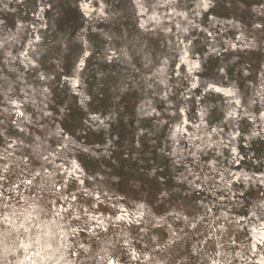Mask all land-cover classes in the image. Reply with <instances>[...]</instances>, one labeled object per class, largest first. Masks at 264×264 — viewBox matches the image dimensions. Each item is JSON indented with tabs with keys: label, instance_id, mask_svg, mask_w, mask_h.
<instances>
[{
	"label": "rangeland",
	"instance_id": "rangeland-1",
	"mask_svg": "<svg viewBox=\"0 0 264 264\" xmlns=\"http://www.w3.org/2000/svg\"><path fill=\"white\" fill-rule=\"evenodd\" d=\"M253 228L264 0H0V264H264Z\"/></svg>",
	"mask_w": 264,
	"mask_h": 264
},
{
	"label": "bare ground",
	"instance_id": "bare-ground-1",
	"mask_svg": "<svg viewBox=\"0 0 264 264\" xmlns=\"http://www.w3.org/2000/svg\"><path fill=\"white\" fill-rule=\"evenodd\" d=\"M213 88L215 89L216 92L221 93L225 96H230L233 93V91L230 88H224V87H219V86H214ZM252 236L255 239H258V238L261 239V238H264V232L258 231L256 228H253ZM253 247L254 248L256 247L255 243H253ZM259 262L260 264H263V261L261 259H259Z\"/></svg>",
	"mask_w": 264,
	"mask_h": 264
},
{
	"label": "trees",
	"instance_id": "trees-1",
	"mask_svg": "<svg viewBox=\"0 0 264 264\" xmlns=\"http://www.w3.org/2000/svg\"><path fill=\"white\" fill-rule=\"evenodd\" d=\"M120 177V176H119Z\"/></svg>",
	"mask_w": 264,
	"mask_h": 264
}]
</instances>
